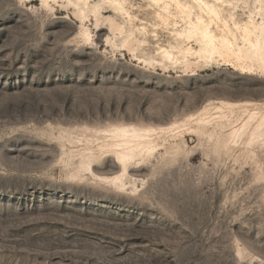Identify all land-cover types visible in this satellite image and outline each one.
<instances>
[{
	"label": "rangeland",
	"instance_id": "rangeland-1",
	"mask_svg": "<svg viewBox=\"0 0 264 264\" xmlns=\"http://www.w3.org/2000/svg\"><path fill=\"white\" fill-rule=\"evenodd\" d=\"M50 5L0 0V264H264V143L253 159L216 150L196 119L223 100L264 104L262 74L149 68L106 44V25L90 17L86 43L73 8ZM122 124L158 129L155 155L130 163L122 189L75 176L81 161L122 173L101 133Z\"/></svg>",
	"mask_w": 264,
	"mask_h": 264
},
{
	"label": "bare ground",
	"instance_id": "bare-ground-1",
	"mask_svg": "<svg viewBox=\"0 0 264 264\" xmlns=\"http://www.w3.org/2000/svg\"><path fill=\"white\" fill-rule=\"evenodd\" d=\"M142 1L151 11L150 21L144 22L134 14L129 0H41L44 7H50L51 2H61L65 7L73 8L74 16L80 22L78 31L86 43L93 42L86 26L90 17L95 20L97 29L106 25L102 29L112 35L106 37V44L114 46L119 42L130 56L146 67H160L165 73L180 68L184 76H193L200 69L222 64L242 75L259 71L264 77V0ZM107 10L116 17L104 15ZM159 31H166L168 40H161ZM216 104L213 113L208 108L198 112L197 132L208 136L210 141L217 139L216 150L221 145L226 148L244 145V155H251L253 159L252 155H257L256 148L264 143V111H261L264 104L226 100ZM210 126L214 130L220 128L222 135L210 132ZM177 127L159 130L173 132ZM228 130L230 132L226 133ZM101 133L110 139L104 146V153L112 155L122 173L100 177L92 169H86L85 162L81 161L83 170L75 176L85 177L88 172L105 183L119 184L122 189L130 163L140 157L147 161L157 152L158 143L153 136L158 134V129L122 124ZM185 151L176 144L170 155H187ZM78 155L92 153L79 152Z\"/></svg>",
	"mask_w": 264,
	"mask_h": 264
}]
</instances>
